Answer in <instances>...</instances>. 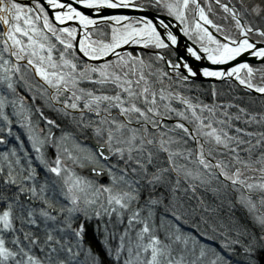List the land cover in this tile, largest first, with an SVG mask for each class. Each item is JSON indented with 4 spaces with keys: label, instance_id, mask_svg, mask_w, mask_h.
<instances>
[{
    "label": "snow or ice",
    "instance_id": "6c2138e0",
    "mask_svg": "<svg viewBox=\"0 0 264 264\" xmlns=\"http://www.w3.org/2000/svg\"><path fill=\"white\" fill-rule=\"evenodd\" d=\"M0 264H264V0H0Z\"/></svg>",
    "mask_w": 264,
    "mask_h": 264
}]
</instances>
